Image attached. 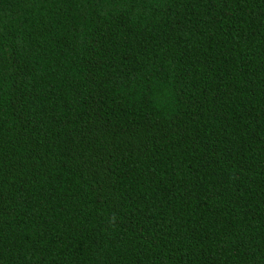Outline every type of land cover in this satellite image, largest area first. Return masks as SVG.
I'll use <instances>...</instances> for the list:
<instances>
[{
    "label": "trees",
    "instance_id": "trees-1",
    "mask_svg": "<svg viewBox=\"0 0 264 264\" xmlns=\"http://www.w3.org/2000/svg\"><path fill=\"white\" fill-rule=\"evenodd\" d=\"M0 264H264V0H0Z\"/></svg>",
    "mask_w": 264,
    "mask_h": 264
}]
</instances>
